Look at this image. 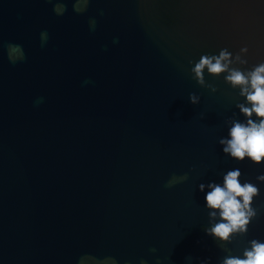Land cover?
<instances>
[{
	"label": "water",
	"instance_id": "obj_1",
	"mask_svg": "<svg viewBox=\"0 0 264 264\" xmlns=\"http://www.w3.org/2000/svg\"><path fill=\"white\" fill-rule=\"evenodd\" d=\"M245 46L236 67L264 63V0H0V264H220L264 242V162L219 144L245 98L191 73ZM237 168L258 216L222 245L198 185Z\"/></svg>",
	"mask_w": 264,
	"mask_h": 264
},
{
	"label": "clouds",
	"instance_id": "obj_2",
	"mask_svg": "<svg viewBox=\"0 0 264 264\" xmlns=\"http://www.w3.org/2000/svg\"><path fill=\"white\" fill-rule=\"evenodd\" d=\"M92 25L94 27V21ZM42 38L46 39V34H42ZM247 53L248 48L245 46L234 56L227 49H221L218 55H202L191 68V73L201 87H207L213 93L217 89L206 84L205 69L214 77L226 74L225 82L233 89L240 90L239 95L245 100L236 104V108L245 117V121L228 119V136L221 138L219 144L223 153L237 162L248 159L254 165H260L264 162V63L253 66L251 70L242 71L236 65H247L248 61L244 58ZM188 99L193 105L200 102V97L194 93H190ZM241 175L240 169L237 168L223 175L222 184L212 181L207 185H198L200 192L208 189L204 199L211 226L205 229V233L222 245L231 243L236 236L246 235L251 222L258 216V210L253 208L252 204L259 196L260 190L251 182L241 183ZM187 179V173L179 177L173 176L166 186L172 187L175 183H182ZM256 179L264 182V174L258 175ZM141 264L146 262L142 260ZM201 264H209V261H201ZM220 264H264V242L252 239L249 241V247L243 250L242 258L230 255Z\"/></svg>",
	"mask_w": 264,
	"mask_h": 264
}]
</instances>
